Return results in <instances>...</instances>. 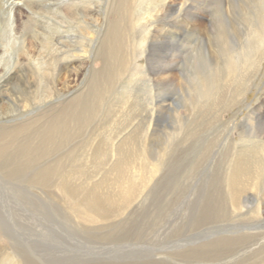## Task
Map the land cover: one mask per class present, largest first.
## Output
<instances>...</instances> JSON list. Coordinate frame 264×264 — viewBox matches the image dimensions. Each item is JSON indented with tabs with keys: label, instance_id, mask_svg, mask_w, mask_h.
Segmentation results:
<instances>
[{
	"label": "rangeland",
	"instance_id": "374dc122",
	"mask_svg": "<svg viewBox=\"0 0 264 264\" xmlns=\"http://www.w3.org/2000/svg\"><path fill=\"white\" fill-rule=\"evenodd\" d=\"M23 3L0 0V58L13 67L33 43L39 74L31 86L23 61L5 82L0 264H264V112L244 120L264 98V47L244 99L202 110L179 84L198 41L178 35V6L195 15L193 0ZM72 53L87 61L65 90Z\"/></svg>",
	"mask_w": 264,
	"mask_h": 264
},
{
	"label": "bare ground",
	"instance_id": "6f19581e",
	"mask_svg": "<svg viewBox=\"0 0 264 264\" xmlns=\"http://www.w3.org/2000/svg\"><path fill=\"white\" fill-rule=\"evenodd\" d=\"M207 1V8H202L203 4L201 3H203V0H193L194 4L188 7L186 12L193 9L196 14H183V18L180 17L182 15L180 12L185 11L183 7L185 3H180V6H178L180 18L178 22L180 33L178 35L189 36L190 39H193V42L198 41L193 48L191 47L190 57H187V62L183 63V67H181L179 84L185 90L190 89L193 93L192 96L194 97L197 108L202 109L208 106V109L211 108L210 110H213L221 109L233 102L236 105L239 104L240 101L238 98L241 96L240 99L242 101L247 92V88L250 87H247L248 84L245 85L244 82L248 80V77H254L261 71L260 65L263 60V52L260 49L264 47V0H212L220 6L215 11L212 9L211 0ZM23 2L24 0H11V13L15 15L21 13L25 7V3ZM124 6H126L125 3ZM200 9L207 10L208 16H201L197 13ZM122 10L127 11L126 8ZM216 12L217 14H215ZM121 16H124L122 11ZM209 17H211L210 22L208 21ZM59 18L63 22H68L62 15ZM4 47L3 38L0 36V48L3 49ZM33 51V43L31 49L27 52L19 44L17 46L19 57H16L15 63L11 62L14 65L13 67L5 64L3 59L0 58L1 111L3 108L1 103L4 99L10 97V91L5 82L10 84L9 82L13 83L17 82L20 78H25L22 70L15 68L17 67L16 64L19 65L21 62L26 61L28 70L31 73L29 76L30 80H35L39 76L37 71L35 72L33 65L36 56ZM81 51L83 53L86 52L85 50ZM258 55L261 57H258ZM83 61L86 63V56L74 55L72 53L68 55L66 65L60 67L57 76L59 79L65 74L63 71L72 69L63 82L65 90L69 88L72 82L75 83L78 81L81 69L77 68L80 67L79 65ZM44 76L47 77L46 71ZM32 80L29 82L31 86L35 85ZM85 100L84 98L83 102ZM84 105L86 104L81 103L80 108L75 111H70L67 115H70L73 120H80L81 114L84 113L86 115L91 109L88 104L86 106ZM256 105H247V107L251 108V113L249 112L244 117L245 121L253 118L254 111L256 110L264 112V98ZM93 110H95V107H93ZM80 122H76L75 127H78ZM67 133L71 135L73 132L68 130ZM252 156L247 158L248 162ZM0 157V164L1 162L5 164L1 149ZM141 181L144 183L145 177ZM59 187L65 191L66 186L64 184H60ZM127 188L129 189L128 186ZM127 192L131 191L127 190ZM127 192L124 195L125 199L130 196ZM78 205L80 210L87 215L86 218L88 220L102 215V213H97L93 210L92 205L97 204L90 200L79 201Z\"/></svg>",
	"mask_w": 264,
	"mask_h": 264
}]
</instances>
